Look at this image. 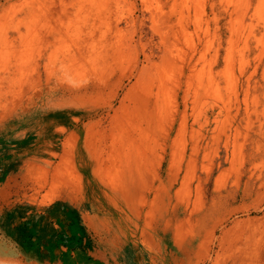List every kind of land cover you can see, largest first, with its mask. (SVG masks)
Segmentation results:
<instances>
[{
  "label": "rangeland",
  "instance_id": "1",
  "mask_svg": "<svg viewBox=\"0 0 264 264\" xmlns=\"http://www.w3.org/2000/svg\"><path fill=\"white\" fill-rule=\"evenodd\" d=\"M0 264H264V0H0Z\"/></svg>",
  "mask_w": 264,
  "mask_h": 264
}]
</instances>
